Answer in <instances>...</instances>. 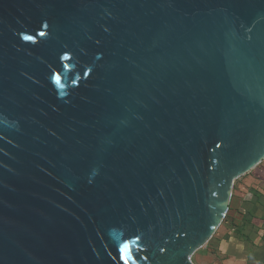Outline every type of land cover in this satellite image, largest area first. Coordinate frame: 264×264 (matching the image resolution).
<instances>
[{
    "label": "water",
    "instance_id": "95a60500",
    "mask_svg": "<svg viewBox=\"0 0 264 264\" xmlns=\"http://www.w3.org/2000/svg\"><path fill=\"white\" fill-rule=\"evenodd\" d=\"M264 161V0H0V264H193Z\"/></svg>",
    "mask_w": 264,
    "mask_h": 264
},
{
    "label": "crops",
    "instance_id": "0c3cea01",
    "mask_svg": "<svg viewBox=\"0 0 264 264\" xmlns=\"http://www.w3.org/2000/svg\"><path fill=\"white\" fill-rule=\"evenodd\" d=\"M252 176L245 179L244 182L239 184L237 187L233 186L232 197L235 193V189L239 191L240 194L245 192L247 189L250 190L251 193H248L249 201H250V209L253 206V212L258 209V215L256 216V221H264V161L259 164L255 169H253ZM249 172L248 174H250ZM247 175V174H246ZM245 175V176H246ZM250 186V188H249ZM235 188V189H234ZM231 197V198H232ZM257 208V209H256ZM244 211V210H243ZM251 211V212H252ZM255 215V214H254ZM254 215H252L254 217ZM251 216V217H252ZM238 235H233L231 238L223 237L219 241H215L214 238L211 239L204 247L198 250L194 256L192 257L193 264H201L207 261L209 264H264V243L258 245V247H254L253 245L259 244L258 236L255 241H251L250 238H239ZM264 239V237H263ZM214 240V241H213ZM253 242V243H251ZM254 247V248H253ZM200 254L201 260L200 262L193 261L195 256ZM199 256V255H198ZM215 258H221L222 262L215 261Z\"/></svg>",
    "mask_w": 264,
    "mask_h": 264
},
{
    "label": "rangeland",
    "instance_id": "374dc122",
    "mask_svg": "<svg viewBox=\"0 0 264 264\" xmlns=\"http://www.w3.org/2000/svg\"><path fill=\"white\" fill-rule=\"evenodd\" d=\"M252 173L253 172H251L250 174H247L246 176H243V177L239 178L238 180H236L235 181V183H236L235 187H237L239 184L244 182L245 179L251 177L253 175ZM249 188H250V186H249ZM248 193H251V191L250 190L248 191V189L245 192H243L242 194H240L239 191L237 189H235V193L233 194V197L231 198V201H230L228 212H227L223 222L221 223L220 227L218 228V230L216 231V233L213 237L215 241H219L223 237L231 238L233 235H238V236H240L239 238H242V237L245 238L248 236V238H250V240L252 239L251 241H255L254 239H256L257 236L259 238H261L259 240V244L253 245L254 247H258V245H261L264 243V239H263V237H264V221L262 223V221H256L255 220L256 216L258 215V212H257L258 209L256 208L257 209L256 212L255 211L253 212L252 210L256 206H253L252 209L249 210L251 206H249L250 205V201H249L250 197L248 196ZM247 208H249V209L247 210ZM252 215H254V217ZM251 243H253V242H251ZM198 255L195 256L193 261L200 262L201 256H200V254H198ZM218 259L219 260H217L215 258V261L222 262L220 260H223L221 258H218ZM208 261H207V263L205 262V264H209ZM201 264H204V263H201Z\"/></svg>",
    "mask_w": 264,
    "mask_h": 264
}]
</instances>
